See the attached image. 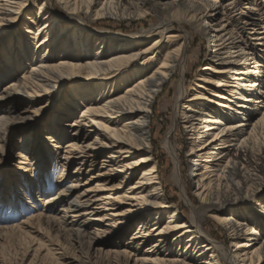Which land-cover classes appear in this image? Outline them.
I'll list each match as a JSON object with an SVG mask.
<instances>
[{
	"label": "bare ground",
	"instance_id": "1",
	"mask_svg": "<svg viewBox=\"0 0 264 264\" xmlns=\"http://www.w3.org/2000/svg\"><path fill=\"white\" fill-rule=\"evenodd\" d=\"M241 1L243 11L236 9L238 14L257 7L264 11V0ZM58 2L62 4L60 9H51L47 0H0V49L4 51L0 56L14 68L9 72L0 63V81L12 76V81L0 86V109L9 111L17 99L25 97L35 107L54 90L64 92L65 83H73L76 92L81 90L80 96L66 97L52 115L46 138L55 143L67 138L66 148L77 146L78 140L89 134L82 127L91 123L96 140L114 149L110 157H122L125 162L120 171L127 167L129 177L124 179L128 177L129 190L119 199L130 200L132 208L125 210V223L137 222L135 238H142L138 239L139 245L146 243V252L139 259L142 264L150 260L153 264H264V111L260 116L248 112L252 109L248 107L250 102H264V90L253 89L264 80L262 32L256 34L254 43L239 39L232 29L225 0ZM34 5L37 16H27L28 22L24 20L23 24L25 28L34 26L35 31L25 36V29L17 24ZM151 12L158 15V22L130 34L94 25L102 17L130 19L146 17ZM258 21H264V13ZM183 22L210 38L213 49L202 68L205 72L196 78L200 89L188 98L185 110L179 111L187 97L184 62L192 37V32L181 25ZM176 24L180 28L175 29ZM57 28L60 30L53 35ZM72 31L74 40L69 37ZM32 37L34 48L30 47ZM179 66L175 126L163 140L175 168L165 179L150 150L151 113L155 98ZM130 77L132 83L115 93L116 85ZM97 93L100 96L96 97ZM77 104L83 107L80 115L73 111ZM2 117L7 125L17 121ZM69 117V126H64ZM182 127L191 145L186 165L194 170L193 187L184 178L180 147L172 140ZM69 157L64 153V159ZM132 178L134 183L130 182ZM64 180H60L63 186L55 195L45 198L47 208L22 223L29 226L33 219L45 218L83 244L90 237L87 224L79 219L92 217L93 210L88 207L91 200L74 190L76 178L70 185ZM164 180L181 187L191 209L188 216L169 200ZM59 211L65 214L59 217ZM67 216L73 219L68 221ZM208 218L228 231L226 238L231 239L232 249H227L226 241L214 238L212 230L205 227ZM115 222L113 219L112 225ZM18 224L13 227L26 230ZM150 236H155L154 240ZM44 242L42 246H46ZM88 244L91 247L92 240Z\"/></svg>",
	"mask_w": 264,
	"mask_h": 264
},
{
	"label": "rangeland",
	"instance_id": "2",
	"mask_svg": "<svg viewBox=\"0 0 264 264\" xmlns=\"http://www.w3.org/2000/svg\"><path fill=\"white\" fill-rule=\"evenodd\" d=\"M47 1L51 9L53 7L56 9L62 8V4L58 0ZM248 1L253 0L245 2ZM243 3L241 0H225L224 2L227 6L229 20L232 21V26L235 25V28H237L239 19L236 9L239 6L243 7ZM29 12L33 13L28 14ZM27 16L28 18L37 16L35 5L30 6L29 10L24 12L20 23L17 24L18 27L25 29V34H22L32 36L35 27L25 28L23 24L24 20L26 23L28 22ZM98 21L94 24L95 27L109 28L114 32L130 34L147 29L157 23L158 15L151 12L146 17L136 16L130 19L102 17ZM206 22L207 20L203 21L204 25H206ZM181 25L192 32V37L187 49L188 57L184 62L186 70L185 85L188 87L187 97L186 102L178 108L179 111L185 110L184 106L189 103L188 98L200 89L196 78L201 72H205L202 68L213 49L208 44L210 40L207 37L204 38L200 33L193 30L192 26L184 22ZM178 28H180V25L176 24L175 29ZM29 29H31V32H26ZM59 30L60 28H57L53 35L56 34V31L58 33ZM69 37L74 40L73 31L69 33ZM30 40V47L34 48L33 37ZM5 44L6 47L9 46L8 43ZM0 51L4 55V51L2 49ZM58 53L60 54V52ZM2 55L0 59L2 58L1 60L4 61H0V63L3 68L5 67L9 72L14 70V68L9 67L10 64L5 62ZM30 64L31 61L25 67L27 68ZM19 65L17 64V66ZM180 66L165 84L162 92L155 98L152 105L150 150L154 157L153 162L157 163L160 175H163L165 179L170 177L175 168V163L165 148L163 140L172 125L175 126L174 97L180 78ZM220 75L222 74H218V77ZM11 78L12 76H6L2 79L3 81H0V86L8 84L12 81ZM132 81L133 78L130 77L128 80L125 79L122 83H118L114 92L121 93ZM72 86L73 83H65L64 92L59 88L54 90L51 94L39 100L35 107H31L28 98L25 97L17 99L14 108H9V111L0 109V115L10 116L17 120L12 125H7L6 121L2 122L3 117L0 116V264H142L139 259L144 256L146 243L139 245L138 239L142 238H135L137 222L130 225L125 223L127 218L125 210L132 208L130 200L123 199L122 201L119 199L126 190H129L126 181L129 177L127 167L125 170L120 171L121 163L125 162L122 157H110L114 149L102 145L99 140H96L95 127L89 126L91 123L82 127L85 131H89V134L78 140L77 146L66 148L67 138H62V142H56L57 144L46 138L50 119L64 99L74 97L75 94L78 96L82 94L80 89L76 92ZM260 86L253 88L254 91L264 90V80ZM72 89L74 92H72ZM95 96L100 95L97 93ZM250 103L248 107L252 109L248 112L260 116L264 111V102L261 104ZM76 106L73 111L80 115V110L83 107L80 104ZM65 114L67 115V113ZM71 117L73 118V116ZM71 117L63 122L64 126H69ZM26 122L29 123L24 128ZM184 131L182 127L181 131L177 132L172 140L175 145L180 147V159L183 168L186 169L183 170L184 178L193 187L192 175L194 170L186 165L187 152L191 145ZM64 153L70 155L68 160L64 159ZM126 175L128 177L124 179ZM74 178L78 180L74 190L83 193L84 199L89 198L88 200H91L88 207L93 210L92 217L87 219L83 216L79 219L87 224L90 238L86 237L83 244H80L74 239V236L58 230L56 223L45 218L40 221L33 219L29 226L22 223L26 219L30 220L32 217L37 216L40 210L47 208L44 200L55 195L63 186L60 183L61 179H65V184L70 185ZM134 181V178L130 180L131 183H134ZM165 184L166 189L169 190V200L179 205L181 214L184 213L188 216L191 209L184 200L181 187L174 184L173 181L166 180ZM189 188L191 190V187ZM62 204L61 202L57 205L58 209L61 208ZM64 214L62 211L58 212L59 217ZM105 214L109 215L104 219H93L95 216L102 217ZM66 218L68 221L73 219L70 216ZM166 218V215L163 216V220H166ZM113 219L116 220L114 225H112ZM18 223L23 224L26 230L30 229V232L14 228L13 225H19ZM205 227L212 230L214 238L222 242L226 241L227 249H232L231 239L226 238L228 231L220 228L214 220L209 218L205 220ZM150 237L151 241L155 238V236ZM89 239L92 240L91 247L88 244ZM43 241H45L44 244L48 248L45 245L42 246ZM50 249H52V255H50ZM153 263L150 260L147 264Z\"/></svg>",
	"mask_w": 264,
	"mask_h": 264
},
{
	"label": "built area",
	"instance_id": "3",
	"mask_svg": "<svg viewBox=\"0 0 264 264\" xmlns=\"http://www.w3.org/2000/svg\"><path fill=\"white\" fill-rule=\"evenodd\" d=\"M240 11H243L242 6H239V12ZM263 13L264 11L260 7H257V9L252 12L247 11V13L239 14L237 28H235V25L232 26L236 36H238L239 39L247 41V43H254L257 36L256 34L259 32H262L260 36L264 37V21H258ZM208 39L210 40V38ZM208 44H210V41Z\"/></svg>",
	"mask_w": 264,
	"mask_h": 264
}]
</instances>
